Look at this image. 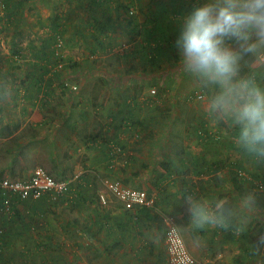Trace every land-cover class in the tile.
<instances>
[{
	"label": "crops",
	"instance_id": "0c3cea01",
	"mask_svg": "<svg viewBox=\"0 0 264 264\" xmlns=\"http://www.w3.org/2000/svg\"><path fill=\"white\" fill-rule=\"evenodd\" d=\"M143 1L141 7L150 11L146 0ZM50 2L58 8L62 6L57 21L64 28H93L95 19L98 29L129 28L131 40L142 39L143 44L150 42L147 34L153 31L158 36L160 32L165 33L166 37L176 31L175 26L169 25L174 21L170 19L172 15L161 6L150 12L152 20H147L145 25L148 29L140 30V26L136 37L131 30L135 21L132 27H126L125 12L123 18L120 15L126 6L138 4V0ZM80 8L81 15H86L84 19L68 17V12L78 13ZM24 11L29 12L22 8L19 13L22 16L15 22L17 27L31 23L39 30L55 21L50 18L51 12L43 19L34 12L32 20L26 21ZM183 13L180 11L178 16H184ZM155 19L158 21L154 22ZM102 39L111 38L103 36ZM172 39L176 41V38L171 37L176 44ZM255 40L251 39L253 43ZM256 44L251 50L256 56L253 66L257 56H264L263 44L258 41ZM132 49L127 53L128 58L120 61L121 68L115 64L100 69L48 70L37 69L33 64L35 69L31 70L0 69V175L21 179L28 177L35 166L50 163V171L57 176L65 172L66 176L59 179L79 174V180L72 183L69 193L59 201L54 202L47 196L18 201L13 217H0L8 231L5 237H0V252L30 253L46 242L47 246L52 244L53 249L64 251L71 264H167L164 235L168 218L176 225L189 252L198 259H214L222 264H264L255 255L258 251L252 248L255 244L250 240L249 220L235 212L231 198L220 195L227 188L233 193L238 189L227 181L215 183L231 168L227 165L222 168L219 162L217 165L213 162L226 150H216L215 146L211 150L169 149L167 125L170 122L161 124L163 119L157 108L166 101L161 94L153 97L149 88L159 86L156 88L159 92L171 90L168 77L163 76L170 70L152 69L149 56L139 53L137 47ZM170 59L171 55L163 61ZM46 61L43 59L41 63ZM90 65L85 62V66ZM181 76L188 78L184 73ZM74 83L78 91L73 93L68 84ZM141 95H145L144 100ZM128 117L136 121L135 129L140 133L138 142L132 137V128L121 127ZM108 136L131 149V159L125 167L108 169L104 144ZM164 163L169 168L166 173L173 171L181 175L179 181H174V177L167 183L161 180L159 166ZM197 172L202 175L195 177ZM113 179L149 192L154 198L153 208L126 210L105 187L104 181ZM196 179L199 182L195 185ZM101 193L106 195V204L99 201ZM223 202L231 206L225 213L218 208ZM192 206L208 214L210 222L197 226L190 212ZM44 210L51 214L38 219ZM30 231L39 233L35 237ZM71 255L81 256V261H74Z\"/></svg>",
	"mask_w": 264,
	"mask_h": 264
},
{
	"label": "rangeland",
	"instance_id": "374dc122",
	"mask_svg": "<svg viewBox=\"0 0 264 264\" xmlns=\"http://www.w3.org/2000/svg\"><path fill=\"white\" fill-rule=\"evenodd\" d=\"M50 1L52 0H0V69L11 68L25 70L29 67L31 70L35 69L33 64H36L37 69L44 68L48 70H75L82 68L100 69L105 67V65L113 67L115 64L117 67L121 68L122 66H120V61L122 59L126 60L128 58L127 53L129 54V51L133 50V47H137V51L139 53H146L149 56L148 60L151 61L149 66L152 69L159 72H162L164 69H168L167 71L170 70L169 74H163V76L168 77V80L172 85L171 90L167 92L165 90H161V92H159L160 90L156 89L160 88L159 86L156 88H149V90L155 89L156 94L163 95L166 101V103L159 107L162 111V114L160 113L159 117L163 119L161 122L163 126H165L166 121L170 122L167 125V131L170 129V132L167 133V145L170 146V150L176 151L180 147L182 149L189 148L191 150L193 147L197 150L203 147L204 150H211L215 146L214 149L216 150L218 148L226 150L221 151L220 156L214 158L221 164L222 168L226 165L234 166L237 164L239 168L242 167L251 174H262V172H264V156L258 154L257 152L249 151L241 139L240 133L242 125L236 123L230 114H224L211 107L213 99L221 92L220 85L214 82H209L203 76L192 72L189 68H187L186 64L184 65L182 63L184 60L180 55L176 44H174L176 49L174 48L171 50L164 40L162 43L159 41L162 32H160L159 36L158 33L155 32L153 39L149 40L150 42H147V44H143V41H141L142 39L137 40V38H134V40H131L129 37V28H126L125 30V28L117 26L114 29H107L104 32H100V29L98 28L89 27L65 28V31L62 32L63 47H61L60 50H58V53H56L53 47L54 43L52 45L50 23H48L49 25L43 29L39 30L34 29L31 26V23H27V27L21 28L17 27L15 24L17 17L19 19L22 16L19 14L22 8L29 11L23 12V16L26 21H29V19L32 20L31 17L34 15V12L37 17L40 16L41 19L48 16L49 12H51L50 18H55V15H59V8L62 6L58 8L57 4ZM140 2L143 3L144 1L138 0V4H129L128 6L123 5L126 6V8H124L120 18H123L122 15L124 12V17L126 16L127 18H132V23L126 22L124 25L126 27H132L135 21V28L139 29V27L142 26L140 30H143V28H146L147 26V20H152L150 19L151 13H154L153 10L155 7L157 10H159L161 6L163 8L166 7L164 10H167L168 13L170 12L172 15V18L170 19L174 20L173 23H170L169 25L171 27L175 26L176 28L174 33V29L170 30V34L173 33L171 37L176 38L177 40L180 32L183 30L182 22L185 21L184 16L187 17L195 7L202 3L207 2L222 5L224 0H146V3L148 4V7L146 8L150 7L152 11L142 8ZM175 9L178 11H184V16H181L179 19L174 16L173 12H175ZM81 12V8L78 13L68 12V17L72 20L77 17L78 20L79 18L84 19L86 15L82 16ZM60 17L62 18V16ZM122 21L124 20L122 19ZM155 21L158 20L155 19L154 22ZM119 22H121V20ZM175 22L178 23V25H175ZM103 36L111 39L105 41V39H102ZM252 38L256 39L254 34L250 36V39ZM43 40L45 41L41 43ZM157 42L159 44L161 43L162 46L159 52L155 50L156 47L154 46V44H158ZM256 42L257 41L255 40L254 43ZM100 43H103V47ZM133 43H135V45H132ZM151 43L154 44L151 45ZM225 46L232 49L234 52L238 48L236 42L230 39L225 40ZM14 50H16L19 54L16 56V59H13L12 57L14 55ZM173 53L176 54L177 58L172 57ZM38 55H41L40 57H43L45 60L47 59V61L44 62L46 65L41 63V61H36V56ZM169 55H171L170 61H163V58L167 59ZM25 57H27V59ZM26 61L28 62L26 63ZM161 61L163 62L161 63ZM85 62H88L91 65L85 66ZM15 66H18V68ZM263 71L264 56H257L255 66H252L251 70H248L240 79H237L234 75L232 80L234 83L244 80L248 81L251 85L259 88L261 91H264ZM181 73L187 74L188 80L185 79L184 76H181ZM68 86L73 93L78 91V85L76 83L68 84ZM72 86H77V89L72 90ZM177 87H179V89H177ZM194 92H201L204 96L203 99L198 101H188L187 96ZM217 114H220L223 122L222 126L218 124ZM203 125H205V128L211 133L212 131L219 133L220 138L213 143L212 140L207 142L198 139L196 130L201 128ZM216 125L218 126L217 128ZM182 136L184 137L183 140L181 139ZM192 139H196L199 144L198 142L195 143V140ZM50 164H39L35 167L43 168L57 179L62 176H66L65 172H63L60 177L54 174L53 171H50ZM63 168L65 169V167ZM234 168H236V166L233 167V169ZM233 169H227L225 175L221 177V180L216 179L215 183L220 185L227 181V183L232 187L238 189V193H233L232 190L226 187L227 189L223 190L226 192L221 193L220 195L231 198L232 203L235 204V212L243 214L245 218L249 220L250 227L252 228V231H250V240L254 241L255 244L252 248L258 251L255 255L256 257H259V261L264 262V239L263 244L261 245H256L254 239L260 237L264 238V196L260 195L257 197L255 192L247 189L245 186H241L239 184L235 185L232 182L230 173ZM166 174H169L170 176L172 175L174 177V181H179L178 176H181L173 171ZM199 174L201 173L197 172L195 176L197 177ZM198 182L199 180L196 179L194 184L196 185ZM223 191L221 190L220 192ZM256 198L261 199L260 201H257L260 202V204L255 203ZM43 213L38 219H44L46 215L51 214V212L45 210ZM0 217L8 218L13 216L10 214L0 213ZM36 217L38 216L36 215ZM46 218H48V216ZM3 222L4 220L0 221V228L3 227V232H0V237H5L8 232L7 229L5 230L4 226H2ZM29 233L36 237L39 232L30 231ZM43 235L44 233L40 234L42 237ZM46 244L48 243L41 242L38 249L30 253H21L17 251L15 253L8 254V252H0V264H64L66 262L67 264H71L70 261H67L68 257H65L64 251L61 252L58 249H53V247H51L52 244L50 247ZM161 254L163 253L161 252ZM71 256L73 257L74 255ZM80 258L81 256H74L73 260L80 262Z\"/></svg>",
	"mask_w": 264,
	"mask_h": 264
},
{
	"label": "clouds",
	"instance_id": "9594fccd",
	"mask_svg": "<svg viewBox=\"0 0 264 264\" xmlns=\"http://www.w3.org/2000/svg\"><path fill=\"white\" fill-rule=\"evenodd\" d=\"M252 34L264 44V0L205 2L186 17L175 43L187 68L220 85L211 107L242 125L245 147L264 156V91L248 81L233 82L237 57L225 46L230 39L241 49L254 50L257 44L251 41ZM190 212L197 226L210 222V216L197 207L192 206Z\"/></svg>",
	"mask_w": 264,
	"mask_h": 264
},
{
	"label": "built area",
	"instance_id": "2783aa9c",
	"mask_svg": "<svg viewBox=\"0 0 264 264\" xmlns=\"http://www.w3.org/2000/svg\"><path fill=\"white\" fill-rule=\"evenodd\" d=\"M54 50L58 53L63 47V38L60 34L54 37ZM76 90L77 86H72ZM155 89L149 93L154 94ZM201 92H194L187 96L188 101L203 99ZM130 122L125 120L122 129H130ZM134 140L137 134L132 135ZM105 147L108 169L125 167L131 159V149L125 147L115 137H106ZM233 175L242 185L253 192H264V172L262 174H251L243 168H234ZM196 177V176H195ZM173 176L167 177L164 183L171 181ZM79 180V174L75 173L68 179H57L41 167H35L28 177L21 179H10L0 175V213L10 214L16 212V203L27 199L38 200L45 196L52 201H59L71 190L73 182ZM107 191L118 200L126 210L146 208L154 206V198L144 189H137L126 186L119 180H105ZM99 201L106 204L107 198L104 193L99 194ZM166 245L167 264H222L214 259L201 260L194 257L186 247L176 225L172 220H166L164 235Z\"/></svg>",
	"mask_w": 264,
	"mask_h": 264
},
{
	"label": "trees",
	"instance_id": "16d2710c",
	"mask_svg": "<svg viewBox=\"0 0 264 264\" xmlns=\"http://www.w3.org/2000/svg\"><path fill=\"white\" fill-rule=\"evenodd\" d=\"M130 5H131V3H130ZM182 13V12H181ZM178 14H180V11H178V10H176L175 9V12H173V15L174 16H178ZM182 16V15H181ZM180 15L178 16V18L179 17H181ZM59 17H58V15H55V18H52V19H54L55 21H52L51 22V32H52V36H51V39H52V45H53V43H54V37H55V35H57V34H60L61 36H62V32H64L65 31V28L63 27V25L60 23V22H58L57 21V19H58ZM93 18V17H92ZM94 19V18H93ZM127 19V21L128 22H130V23H132V18H126ZM93 21V25H94V27L95 28H97V26H96V24H95V19L94 20H92ZM57 22V23H56ZM93 27V28H94ZM100 30V32H104V31H106L107 29H104V28H99ZM132 30V32H134L135 34V36L136 35H139V33H140V31H139V29H136L135 28V26L131 29ZM155 32L156 31H153V33H150V34H147L148 36H149V40H152L153 39V36H154V34H155ZM163 35V36H162ZM159 40L161 41V43H162V41L164 40L167 44H168V47L169 48H171V50L172 49H174L175 48V46H174V42H172L171 41V37L169 36V37H166V34L165 33H161V36H160V38H159ZM173 41H175V39H172ZM47 41V40H46ZM161 43L159 44H157L154 48H155V50H157L158 52L161 50V48H162V46H161ZM101 44V43H100ZM102 45V47H103V43L101 44ZM176 49V48H175ZM95 51V50H94ZM93 51V52H94ZM235 54H236V57H237V61H236V65H235V77L237 78V79H240L242 76H244L245 75V73L248 71V70H251L252 69V66H253V62L255 61V59H256V56L252 53V51H249V50H246V49H241V48H237V50H235V52H234ZM13 56L12 57H16V56H18L19 54H18V52L16 51V50H14L13 51ZM173 55V57H175L176 56V54L175 53H173L172 54ZM41 55H38V61L40 60V61H42L44 58L43 57H40ZM26 59H27V57H25ZM25 59V60H26ZM28 61H26V63H27ZM15 67H17L18 68V66H15ZM28 69H30L29 67H27L25 70H28ZM244 78V77H243ZM250 79H251V77H250ZM249 79V80H250ZM245 81V80H244ZM156 91V90H155ZM207 93H209V92H207ZM153 97L154 96H156L157 94H156V92L154 93V94H151ZM210 96V95H209ZM141 97H142V99H143V97H145V95L143 96V95H141ZM211 97V96H210ZM144 100V99H143ZM159 107H161V106H159ZM159 107H157V108H159ZM159 110H160V108H159ZM157 111H158V109H157ZM160 113L162 114V111L160 110ZM217 116H218V124H220L221 126L223 125V122H222V120H221V117H220V114H217ZM127 121H129L131 124H130V127L132 128V135H134V134H137V138L135 139V142H138L139 141V139H140V133H139V131H137L136 129H135V125H136V121L133 119V118H130V117H128L127 118ZM196 135H197V137H198V139H201L202 141H207V142H209V141H211L212 140V143L213 142H215V141H217L219 138H220V135H219V133H217V132H213L212 131V133L210 132V131H208L206 128H205V125H203L201 128H198L197 130H196ZM159 143H161V142H159ZM214 162V164H216L217 165V161H213ZM221 166V165H220ZM216 167L215 169H219V168H221V167ZM236 166V168H239L238 166H237V164H235L234 166H230L231 168L230 169H233V167H235ZM160 176H161V180L162 181H165L166 179H167V177H168V175L166 174V172L169 170V168H167L168 167V164H166V163H164V164H160ZM240 168H242V167H240ZM244 169V168H243ZM234 170V169H233ZM233 170H231L230 171V173H231V177H232V182L235 184V185H237V184H239V185H241L242 186V182L241 181H239V180H237L236 179V177H234V175H233ZM263 173V172H262ZM259 174H261V173H259ZM167 175V176H166ZM202 174H199V175H197V176H201ZM170 176V175H169ZM3 177V176H2ZM191 177H194V176H191ZM256 193V192H255ZM256 195H257V197H259L260 195H263L264 196V192H258V193H256ZM63 198V197H62ZM61 198V199H62ZM220 199L221 198H223V196H220L219 197ZM261 199H257L256 198V201H260ZM256 204H257V202H255ZM260 204V203H259ZM230 205L227 203H222V204H219V206H218V208L223 212V213H225V212H227L229 209H230ZM140 209V208H139ZM142 209H144V208H142ZM255 239V243H256V245H261V244H263V237H260V238H254ZM264 245V244H263Z\"/></svg>",
	"mask_w": 264,
	"mask_h": 264
}]
</instances>
